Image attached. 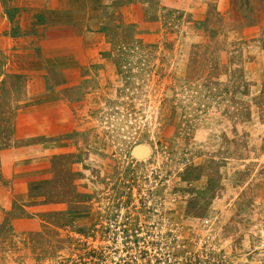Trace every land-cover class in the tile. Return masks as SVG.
Listing matches in <instances>:
<instances>
[{
  "label": "rangeland",
  "instance_id": "1",
  "mask_svg": "<svg viewBox=\"0 0 264 264\" xmlns=\"http://www.w3.org/2000/svg\"><path fill=\"white\" fill-rule=\"evenodd\" d=\"M56 3L1 5L0 264H264V0Z\"/></svg>",
  "mask_w": 264,
  "mask_h": 264
},
{
  "label": "crops",
  "instance_id": "2",
  "mask_svg": "<svg viewBox=\"0 0 264 264\" xmlns=\"http://www.w3.org/2000/svg\"><path fill=\"white\" fill-rule=\"evenodd\" d=\"M37 1L38 2L41 1L42 3H46L47 5L50 4L48 6L47 5L45 6L46 9L47 10H51V11H55V12L58 9L56 2H60V1L66 2V3H68V5L66 6V14L68 15L69 18H74L75 19L76 16H77V14L75 13V11H77V8L75 7V4H77L79 1L82 2V1H88V0H18L19 3L30 4V8H33L34 6H31V5L34 4V3H37ZM2 2H3V0H0V16L1 15L3 16V12H2L3 9L1 7ZM30 8L28 7V10ZM3 17H4V21H5L6 20L5 16H3ZM73 26L76 27V24H74ZM36 32H39V31H36ZM32 34H35V32L31 33V35ZM29 37H23L22 36V38H20V39L19 38H17V39L9 38L8 39V43H7L9 45L8 46L4 45V43H5L4 42L2 48L0 49V52H7V47H8V49H10V48L13 49L14 52H16L15 54H17L18 51L26 52V53L33 51L35 49V47L32 46L31 43H33L32 41L36 40L37 38H36V36H32L30 38ZM10 43H12V44H10ZM45 45H47V44L41 42L39 47L46 48ZM86 49L90 50L88 47Z\"/></svg>",
  "mask_w": 264,
  "mask_h": 264
},
{
  "label": "water",
  "instance_id": "3",
  "mask_svg": "<svg viewBox=\"0 0 264 264\" xmlns=\"http://www.w3.org/2000/svg\"><path fill=\"white\" fill-rule=\"evenodd\" d=\"M138 151H140V153H138ZM141 151H143V153ZM136 152H137L138 156H143L144 154H146V150L142 149V148H138Z\"/></svg>",
  "mask_w": 264,
  "mask_h": 264
},
{
  "label": "bare ground",
  "instance_id": "4",
  "mask_svg": "<svg viewBox=\"0 0 264 264\" xmlns=\"http://www.w3.org/2000/svg\"><path fill=\"white\" fill-rule=\"evenodd\" d=\"M142 152V151H141ZM138 153H139V151H138Z\"/></svg>",
  "mask_w": 264,
  "mask_h": 264
}]
</instances>
